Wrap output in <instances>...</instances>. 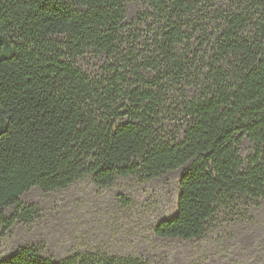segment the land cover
I'll return each mask as SVG.
<instances>
[{"label":"trees","instance_id":"obj_1","mask_svg":"<svg viewBox=\"0 0 264 264\" xmlns=\"http://www.w3.org/2000/svg\"><path fill=\"white\" fill-rule=\"evenodd\" d=\"M128 1L0 0V227L34 217L19 203L31 188H105L186 164L158 239L196 242L220 216L251 221L264 205V0H141L127 24ZM87 56L104 59L97 75L77 66ZM0 264L152 263L52 261L27 246Z\"/></svg>","mask_w":264,"mask_h":264},{"label":"rangeland","instance_id":"obj_2","mask_svg":"<svg viewBox=\"0 0 264 264\" xmlns=\"http://www.w3.org/2000/svg\"><path fill=\"white\" fill-rule=\"evenodd\" d=\"M143 10L141 0L128 1L125 22ZM103 63L102 57L77 60V66L90 76L97 75ZM176 125L175 119L165 122L169 129ZM250 151V142L242 139L240 157L245 160ZM188 166L152 180L119 179L105 188L94 186L86 177L52 193L31 188L19 203L33 205L35 215L29 222L17 220L9 228L0 227V260L34 246L52 261L99 252L138 256L152 264H264V205L251 212V221L220 216L196 242L154 236V226L176 211L178 181ZM14 212V208L6 209L5 217Z\"/></svg>","mask_w":264,"mask_h":264}]
</instances>
